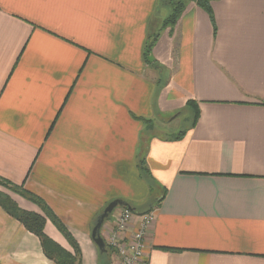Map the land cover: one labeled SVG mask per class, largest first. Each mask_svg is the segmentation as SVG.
I'll return each mask as SVG.
<instances>
[{"label": "crops", "instance_id": "obj_1", "mask_svg": "<svg viewBox=\"0 0 264 264\" xmlns=\"http://www.w3.org/2000/svg\"><path fill=\"white\" fill-rule=\"evenodd\" d=\"M184 1L165 26L162 0H0V177L45 201L82 264H101L92 228L115 199L135 227L155 212L150 264H264V0ZM45 232L73 251L49 219ZM0 263L55 264L1 205Z\"/></svg>", "mask_w": 264, "mask_h": 264}, {"label": "trees", "instance_id": "obj_2", "mask_svg": "<svg viewBox=\"0 0 264 264\" xmlns=\"http://www.w3.org/2000/svg\"><path fill=\"white\" fill-rule=\"evenodd\" d=\"M176 1V2H175ZM172 0L173 10L171 14L165 19L164 25H174L177 23L179 17L182 14V11L185 7L184 0ZM198 4L205 7L207 10H210V0H195ZM157 35L152 34L147 44L145 46V56L151 52L156 40ZM198 116L197 108H195L194 121ZM184 134V132H180L179 135ZM0 184L6 186L8 189L20 194L26 199L36 203L39 205L44 212V214H40L34 211H29L21 208L9 195L0 191V205L7 211L10 215L19 220L25 227L32 233H34L41 241V245L43 248V252L45 255L55 262V264H82V251L79 243L70 232L66 224L54 213V211L45 203V201L37 196L36 194L24 189L21 186L10 184L6 180L0 177ZM47 219L51 220L52 223L57 227V229L63 234V236L67 239L69 244L71 245L73 251H69L63 246H61L58 242L53 240L47 233L45 232V225ZM112 251L108 246H106V251L100 252L101 258L103 256H107V258L112 257V254L109 253ZM104 259V258H103ZM102 259V260H103ZM3 264V263H0Z\"/></svg>", "mask_w": 264, "mask_h": 264}, {"label": "built area", "instance_id": "obj_3", "mask_svg": "<svg viewBox=\"0 0 264 264\" xmlns=\"http://www.w3.org/2000/svg\"><path fill=\"white\" fill-rule=\"evenodd\" d=\"M135 215L133 210L126 207H122L118 214H113L114 227L108 242L116 254L113 264H150L146 258V237L155 221V212L149 210L137 214L136 227L133 221ZM132 226L135 229L129 232Z\"/></svg>", "mask_w": 264, "mask_h": 264}, {"label": "rangeland", "instance_id": "obj_4", "mask_svg": "<svg viewBox=\"0 0 264 264\" xmlns=\"http://www.w3.org/2000/svg\"><path fill=\"white\" fill-rule=\"evenodd\" d=\"M162 1L164 2V10L161 11V14H163V13L166 14V11H165L166 8H168V9L170 8V10H173L172 0H162ZM194 115H195V106L194 105H188L187 107H185L183 110H181L179 112L178 119L175 120L174 123L172 125H169V126H172L171 128H174L175 131H177V132L179 131V133L184 132V134H185V130H187L193 122ZM156 128L158 130H161L162 132H167V130L164 127L160 128V125H156ZM149 183H150L149 184V190L147 192L146 198L142 201V205H146L147 203L155 202L154 195H156V193H157L156 187L153 185V182L151 181V179H150ZM0 186L6 188V186H3L1 184H0ZM113 212H115V210ZM110 218H111V215H110ZM106 246H108L110 249H112V251H109V253L112 254V257L110 259V257L107 258L106 255L103 256L104 259L101 261V264H113L115 258H114V260L112 258H113V256L116 257L115 250L110 245L106 244Z\"/></svg>", "mask_w": 264, "mask_h": 264}, {"label": "water", "instance_id": "obj_5", "mask_svg": "<svg viewBox=\"0 0 264 264\" xmlns=\"http://www.w3.org/2000/svg\"><path fill=\"white\" fill-rule=\"evenodd\" d=\"M117 207H126L129 209H133L131 207V205L129 203H127L124 200L121 199H115L113 201H111L106 207L105 209L97 216V218L94 221V225L92 228V239L95 242V244L97 245L99 251L104 252L106 251V242L101 234V228L105 222L106 219H108L110 217V215H112L113 211L117 208Z\"/></svg>", "mask_w": 264, "mask_h": 264}]
</instances>
